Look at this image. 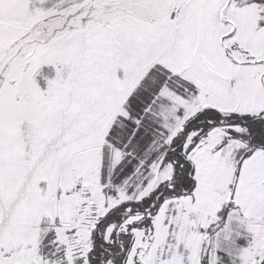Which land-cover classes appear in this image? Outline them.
Wrapping results in <instances>:
<instances>
[{
  "label": "snow or ice",
  "instance_id": "6c2138e0",
  "mask_svg": "<svg viewBox=\"0 0 264 264\" xmlns=\"http://www.w3.org/2000/svg\"><path fill=\"white\" fill-rule=\"evenodd\" d=\"M0 264H264V0H0Z\"/></svg>",
  "mask_w": 264,
  "mask_h": 264
},
{
  "label": "rangeland",
  "instance_id": "374dc122",
  "mask_svg": "<svg viewBox=\"0 0 264 264\" xmlns=\"http://www.w3.org/2000/svg\"><path fill=\"white\" fill-rule=\"evenodd\" d=\"M45 71H47V70H45ZM237 243L239 246L243 247V246H246L247 241L244 240L243 238H240V239H238Z\"/></svg>",
  "mask_w": 264,
  "mask_h": 264
}]
</instances>
